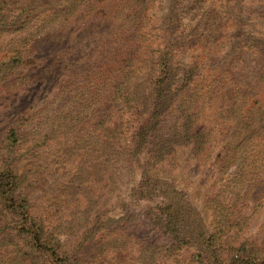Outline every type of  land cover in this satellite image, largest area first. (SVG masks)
<instances>
[{
	"label": "trees",
	"instance_id": "obj_1",
	"mask_svg": "<svg viewBox=\"0 0 264 264\" xmlns=\"http://www.w3.org/2000/svg\"><path fill=\"white\" fill-rule=\"evenodd\" d=\"M88 1L0 0V37L12 35L0 45V85L32 65L35 38ZM113 2L124 33L115 40L134 52L76 74L64 103L3 136L0 264H264V241L222 242L245 227L231 206L212 208L207 226L152 174L179 150L219 163L214 204L242 199L263 175L264 0ZM224 87L229 106L214 113L231 128L217 144L215 126L196 124Z\"/></svg>",
	"mask_w": 264,
	"mask_h": 264
},
{
	"label": "rangeland",
	"instance_id": "obj_2",
	"mask_svg": "<svg viewBox=\"0 0 264 264\" xmlns=\"http://www.w3.org/2000/svg\"><path fill=\"white\" fill-rule=\"evenodd\" d=\"M114 5L113 0H89L70 21L54 26L34 39L25 56V59L33 61L32 65L20 68L0 85V143L7 129L13 127L20 132L28 131L47 110L64 103L70 96L68 92L76 74L95 70L100 65L111 67L134 52L135 47L123 48L121 42L115 40L118 36L124 37V33L119 29L120 23L112 19ZM11 39L12 35L1 36L0 45ZM215 96L210 109L199 113L196 128L215 126L214 136L218 144L226 140L231 128L230 123H221L214 113L220 107L229 106L228 88L224 87ZM106 106L104 102L99 107L100 111H104ZM19 119L27 120V123L23 124ZM221 146L216 152L219 155L223 154ZM187 152L179 150L173 163L163 162L152 174L181 192L189 200L190 208L207 226L212 208L222 205L230 210L231 206L230 217L243 219L245 227L238 232L230 231L222 238L223 243L233 248L243 242L261 245L264 241V173H255L257 178H250L251 182L242 189L246 194L242 199L210 203L209 198L220 185L217 181L219 176H216L220 164L209 167L205 159H190ZM134 252L138 256V251ZM111 257L104 256L103 260ZM139 260L144 262V255H140ZM93 264H101V260Z\"/></svg>",
	"mask_w": 264,
	"mask_h": 264
}]
</instances>
